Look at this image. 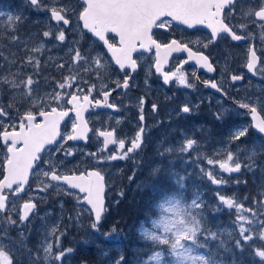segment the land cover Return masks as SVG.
<instances>
[{"label":"snow or ice","instance_id":"6c2138e0","mask_svg":"<svg viewBox=\"0 0 264 264\" xmlns=\"http://www.w3.org/2000/svg\"><path fill=\"white\" fill-rule=\"evenodd\" d=\"M25 3L34 9L43 8L50 13V20L56 26L54 39L61 44L66 41V32L71 30L75 19L77 28L86 30L106 49V54L102 51L93 54L91 51L82 53L79 47L69 48L72 53L70 75L57 81L55 89L42 95L39 91L40 81L32 74L25 76L21 72L27 65L39 75L41 62L34 55L25 56L16 72L9 71L8 75H0V86L7 85L10 96L7 105L0 102V146L6 150L3 163L0 164V241L11 240L9 229L15 226L19 229L20 246L27 250L30 264H41V261L44 264H50V261L63 264L65 257L74 252L72 247L61 248L60 241L66 235V228L61 230L59 225L53 226L35 253L24 243V227L30 223L37 204L31 194L19 206L16 198L26 193V188H31L30 178L35 177L36 187L32 191L48 193L49 189H53L57 194L73 197L76 201L74 208L78 211L69 220L82 224L80 217L87 212L90 216V230L100 233L106 211V184L102 171L93 168L76 172L67 169L64 160L53 162L51 157L57 153L65 158L75 155L74 149H65L64 145L68 141H83L86 144L90 139L89 133H94L102 138V148L100 151L84 154L92 157L95 163L135 160L133 154L144 143V98L139 101L140 124L130 140L118 138L115 129L91 128L85 117L89 107H106L118 111L117 106L109 102V97L117 88L127 90L131 74L149 57L152 60L151 67L162 77L164 85L176 81L185 88H195L184 71V65L194 61L199 68L209 73L214 72L215 68L209 56L203 51L194 50L190 41L175 38L172 35L173 26L209 29L208 41L201 45L204 49L224 35L236 42L253 39L254 34L249 30V25L260 30V39L264 42V0L248 7L242 14L243 22L239 25L230 22L237 11L238 0H54L51 6L45 5L43 0H25ZM22 20V13L0 10V39L7 34L9 43L17 44L20 37L16 33ZM109 34H112L111 38ZM42 36L52 39L53 32L43 31ZM197 44L200 42L197 41ZM44 47L43 42L31 48L25 43V49L31 53H42ZM174 53H186V58L174 70L166 71ZM106 55L110 60L106 59ZM12 57L9 59L0 51V59L9 65L16 63L15 53H12ZM53 63L58 69L65 67L64 63ZM111 64L124 73L123 80H116V88L108 90H103L107 88V84L102 83L99 91L102 99H96L93 97L96 84H88L79 72H92L97 79H101ZM3 67L0 64V69ZM245 67L254 76L258 72L264 74V57L257 54L255 44H250L247 48ZM242 79L243 75L231 76L233 83ZM78 80L88 84V87H80ZM203 83L205 87L226 95V90L217 82L205 80ZM17 98L24 105L23 111L17 106ZM236 103L249 116V123L233 130L232 141L246 137L250 129L255 130L264 141V99L256 102L241 100ZM152 111H157L156 104H152ZM180 111L190 114L192 108L185 104ZM220 118L221 114L217 113V119ZM66 119L70 123V131L62 133L61 125ZM110 145L115 147L109 152ZM194 146H197L195 139L185 138L178 149L164 148L159 154L165 156L174 150L187 154ZM100 152L109 154L101 156ZM45 156L49 158L45 159ZM255 156L256 151L253 149L244 162L228 149L223 158L203 157L211 168L206 170L201 167L200 171L214 185L227 184L225 177L217 175L212 169L218 168L228 176L241 173L242 170L253 171L257 167ZM200 158L198 154L197 159ZM153 172L159 173L160 169L155 168ZM170 176L174 180V189H158L159 197L154 206L158 211L147 223L142 221L139 226V236L146 244L144 251L147 254L137 264H225L222 258H218L221 249L232 255L229 264H243L242 261H237L236 253L243 254L247 249H251V257L258 258L259 264H264V191L252 198L251 207L234 196L226 197L217 192V210L222 205L229 210L230 215L234 213V219L230 228L213 231L207 224L204 211L206 205L201 195L195 193L190 199L186 198V176L177 172H171ZM129 179L133 177L130 176ZM236 182L241 181L237 179ZM244 199L247 200L248 197ZM60 206L63 208L62 201ZM13 210L16 211L17 218H13ZM225 234L231 237L230 241L224 239ZM101 235L113 245L121 243L115 227ZM48 237H54L55 244ZM210 242H217L215 252L212 251ZM54 247L58 251H54ZM17 255V249L0 242V264H20ZM113 264L128 262L121 254L114 258Z\"/></svg>","mask_w":264,"mask_h":264},{"label":"rangeland","instance_id":"374dc122","mask_svg":"<svg viewBox=\"0 0 264 264\" xmlns=\"http://www.w3.org/2000/svg\"><path fill=\"white\" fill-rule=\"evenodd\" d=\"M45 5L51 6L54 3V0H43ZM0 10L12 13H22L23 20L18 26V32L16 33L20 37V41L17 44H10L8 39H0V51H3L5 56H8L9 59H12V53H15L16 63L9 65L3 59H0V64H3L4 67L0 69V75H8L9 71L16 72L21 64L23 58L27 55H34L41 62L39 75H36L34 69L31 66H25L21 69L23 75H34L35 79L40 81L39 91L42 95L44 92H50L55 89L56 82L61 81L65 76L70 75L69 64L71 63V55L69 48L79 47L82 53H88L91 51L95 54L98 51H102L106 54L105 49L102 44H99L95 39L89 34L84 33L79 28L76 27V21L73 20V26L71 30L66 32L67 39L61 44L60 42L54 39L56 26L55 22L50 20V13L41 8L34 9L25 3V0H0ZM51 30L53 32L52 39H45L42 36L43 31ZM260 32V31H259ZM194 41H203V37L193 39ZM79 42L78 44L76 42ZM43 42L45 47L42 53H31L25 49V43L28 47L31 48L35 44ZM212 45V44H211ZM245 48V47H244ZM243 48V49H244ZM259 52L262 57H264V42L259 46ZM51 57V59H49ZM214 57L219 60L221 63V71L229 73L231 70L230 61L228 58L217 51L214 53ZM106 59L110 60V57L106 55ZM53 61L56 63H64L65 67L63 69H58L55 67ZM145 70L139 75L136 81L131 85V91H129L125 97L118 96L119 99H122L123 102H132L131 97L133 98L137 88H142L144 93H148L151 90V80L154 74L151 71V68L147 63L145 64ZM143 68V69H144ZM263 76L262 81L250 80L245 85H241L234 88L236 94V101L241 100H250L256 102L258 99H264V74L259 73ZM79 75L88 81V84H96V90L93 92V96L98 97L99 91L101 90V84H107V88L103 90L116 88V80L122 81L119 70L114 64H111L106 73L101 79H97L95 74L92 72L80 71ZM147 81V82H146ZM77 83L80 87L87 88L88 84H84L82 80H78ZM194 84V81H192ZM222 85L224 83L222 82ZM177 86H180L177 84ZM34 88L36 85L33 86ZM74 88L76 85L73 86ZM183 87V86H181ZM184 90L188 88L183 87ZM196 88V86H195ZM59 91V89H56ZM183 90V92H184ZM206 99L209 97V93L205 94ZM185 100L183 105L187 104L192 108L191 113L187 116L188 128L185 131L182 129L177 130L173 129V132L169 135L172 137L168 145L161 144L157 142L156 149L159 151H154L151 155L147 153H137L133 154L135 160L129 159L124 161H112L109 164L103 166V173L107 176L108 190H107V211L101 222L104 229L100 228V233H94L90 230V216L87 212L83 213L80 217L82 224H69L74 225V238L69 236L66 232L60 241L61 248L72 247L74 252L65 257L63 264H72V259L74 257L75 251L86 252L92 249V254H90L91 262L95 261L93 264H113L115 257L119 255L125 256V249L128 251H135V249L144 252L142 255L139 253V259H142L146 256L144 249L146 248L145 242L139 236V226L141 222L133 223L132 225L120 226V229L116 228V207L119 200L122 198L121 188L124 184V165L131 161L132 170H138V173L142 170L148 171L149 166H154L159 168L161 171L165 172V180L170 182L168 185L165 181L164 188L165 190L174 189V180L171 178V172H177L181 175L186 176V191L184 193L186 198H191L195 193H199L202 199L205 201V215L207 217V224L213 231H221L228 229L231 226L232 220L234 219V213L230 219V222L218 224V219L221 214L226 212L229 213V210L220 205V210H217V205L219 204L217 192L226 197H235L238 201L244 203L246 206L251 207L253 204V197L258 196L261 191H264V147H261L264 144L259 138L257 133L252 134L250 129L249 134L246 137L241 138L239 141L233 142L231 137L233 130L246 126L249 123V119L246 114H241L238 108L230 106L222 98H215L214 107L209 106V109L205 111L208 115H203L201 113L200 106H205L196 96H192L190 91L185 92ZM9 88L7 85L0 86V102L4 105L9 103ZM139 99V97H138ZM138 102L137 100L135 101ZM123 104V103H122ZM129 104V103H127ZM17 106L20 107L21 111L24 110V105L20 103L19 98H17ZM126 115L113 114V113H99L89 117V122L97 129H115L116 136L118 138H124L123 134L128 131L129 124H126L127 119L130 117L131 112L127 109ZM217 113L221 114V118L217 119ZM207 118L210 123L203 125L197 121V117ZM203 116V117H202ZM135 127H138V121H131ZM70 125V123H69ZM168 135V136H169ZM154 136V135H153ZM166 137V135H165ZM185 138L195 139L197 141V146H194V149L185 153H180L179 151L174 150L173 152L165 155L166 161L162 160L161 155L159 154L164 148L171 147L173 149H178L179 146L183 143ZM151 142V138L148 140ZM70 142L68 143V145ZM69 148L75 150V155H84L85 152H97L102 148V140L98 138L95 134L91 141L90 149L86 147L78 148L70 144ZM161 148V151L160 149ZM68 149V148H67ZM232 150L241 161L246 162L249 154L255 149L256 156L255 160L257 167L253 171L242 170L241 173H233L231 176H228L226 173H221L218 168L212 169L217 175L224 176L228 181L227 184L214 185L207 179V176L200 171V168L203 167L206 170L211 168L207 165L206 160L203 157H215L223 158V155L226 150ZM110 152V151H109ZM109 152H100L101 156H107ZM201 157L197 159V156ZM6 155V150L3 146H0V164L3 163L4 157ZM59 153L54 157H51L53 162L59 161ZM49 156H45V159H48ZM92 162L94 161L91 157ZM95 165H99L95 163ZM98 169V167H97ZM130 171L129 181H134L136 176ZM2 174V173H0ZM239 179L241 182L237 183L236 180ZM244 181H247L245 183ZM36 187L35 177H32L31 188L26 192V195L23 197L16 198V203L19 206L23 200L28 199V194H31L34 197V202L37 204V211L30 217V223H27L24 227V243L28 249H31L33 253L37 252L42 241L45 240V237L50 233L53 226L59 225L61 230L67 229V224L63 223V218L66 216V206L65 198L62 194H57L53 189H49L48 193H39L32 191ZM124 191V190H123ZM43 197V199H41ZM69 200H73V197L67 196ZM159 194L154 200V205L152 206L154 217L158 209L154 206L158 200ZM248 197L247 200L244 198ZM63 198V199H62ZM63 202V208L60 206V202ZM13 218L16 217V211L13 210ZM150 218V217H149ZM149 218L143 220L147 223ZM210 218L212 220H210ZM113 227L118 231L121 243L119 245H113L111 241L104 240L102 233L109 232ZM9 234L11 240L0 241L8 245V247L17 249L18 255L17 259L20 261V264H30V260L27 254V250L21 248L20 238H19V229L15 226L9 229ZM235 235V232L233 233ZM53 244H55L54 237H48ZM224 239L230 241L231 237L225 234ZM86 241V242H85ZM138 243V244H137ZM212 245V251H216V243L210 242ZM140 245V246H139ZM145 245V247H144ZM54 251H58L55 249ZM23 254H20V253ZM251 249H247L245 253L240 254L236 253L237 261H242L243 264H253L255 259V264H259L258 258H253L250 255ZM42 256L43 253L41 252ZM129 254L128 256H130ZM127 256V257H128ZM225 261V264H229L232 259L230 253H225L221 249L219 252V257ZM134 258L133 262L128 258V264H137L139 260ZM41 264H44L41 261ZM50 264H56L54 261H50ZM77 264V263H75ZM88 264V263H82Z\"/></svg>","mask_w":264,"mask_h":264},{"label":"flooded vegetation","instance_id":"af4514ba","mask_svg":"<svg viewBox=\"0 0 264 264\" xmlns=\"http://www.w3.org/2000/svg\"><path fill=\"white\" fill-rule=\"evenodd\" d=\"M259 0H238V3L236 4V13L233 18H230V22L233 25H239L243 22V13L247 11L248 7L253 6L255 4H258ZM227 12V10H225ZM249 30L254 34L253 39L251 40H245L244 42H236L232 41L230 37H227L226 35L222 36V38L218 39L215 43L209 44L207 49H204L201 45L203 43H207L208 38L210 36V30L208 29H201V28H195V29H185L183 26L174 25L172 35L175 36V38L183 40L185 42H191V45L194 50H200L203 51L206 55L209 56L210 62L213 64L215 71L212 73L207 72L205 69L199 68L197 65H192L191 63H188L184 65V71L189 79V81L192 83L194 81V84L196 88H188L187 90L191 92L192 96H196L202 103L206 105L200 106V109L202 110V114H204V111L209 108L210 105L214 107L215 101L214 99L217 97L222 98L226 103H228L230 106L236 104V96L234 92V88L238 87L240 85H234L231 81L232 75H243L244 84L249 82L251 79L249 76V73L246 71V54H247V48L250 44H255L256 50L258 55L261 56L259 52V46L262 43L260 39V30L256 28L254 25H249ZM237 31L239 32V29L237 28ZM110 37V36H109ZM203 37V41H199L200 44H197L196 41L193 39ZM111 38V37H110ZM245 47V48H244ZM244 48V49H243ZM217 51H220L221 54L226 56L228 58V61H230L231 64V70L229 73L222 72L221 71V63L218 59L214 57V53ZM186 55H178L175 54L170 59L168 66L166 67V71L168 70H174L176 66L179 65L180 61L185 59ZM150 66L152 73L154 76L151 80V90L148 93H144V90L142 88H137L134 97H131L132 102H123L122 99H119L118 96L125 97L126 94L131 91V87L129 91L123 92L122 90L112 97L111 101L113 104H116L120 109V115H126L127 109L130 110L131 115L127 119L126 124H129V129L127 132L123 134L124 138L126 140H130L138 130V127H135L133 124H131V121H138V124H140V121L138 119L139 117V101L141 98H144L145 104H144V126H145V133H144V143L142 148L137 152L142 154L147 153L148 155H151L154 151H159L156 149L157 142H160L161 144H166L170 142L172 137L169 135L173 132V129L185 131V129L188 128V120L189 117H187L189 114H184L180 111L183 105V101L185 98V92L187 90H184L183 87L177 86L176 81H172L168 85H164L162 81V77H160L158 74L155 73V69L151 67L152 60L151 58L144 59L138 68L137 74L134 76V78L131 81V85L136 81L137 77L141 75V73L145 70L144 67H146V64ZM144 68V69H143ZM121 77H124V73L120 72ZM194 73V75H193ZM198 77V79H197ZM263 77V76H262ZM210 80L215 81L219 85H221L226 90V97L221 96L215 93V90L210 87H205L203 81ZM222 82L224 85H222ZM184 90V92H183ZM209 93V97L205 94ZM95 97V96H93ZM139 97V99H138ZM96 99L101 98V96L95 97ZM138 101L137 103L135 101ZM123 103V104H122ZM129 103V104H127ZM152 104L157 105V111L153 113L152 111ZM203 117V116H202ZM197 121L202 123L203 125L206 124L207 120L205 118H201L200 116L197 117ZM62 133H67L70 131V125L69 121L64 124ZM154 135V136H153ZM166 135V137H165ZM169 135V136H168ZM93 135H91L92 137ZM149 138H151V142H149ZM90 140L87 144H74L72 141H68L64 148H69L70 144L82 148L86 147L90 149ZM70 144L68 145V143ZM115 146L113 145L110 150H112ZM161 151V148H159ZM91 152V149H90ZM89 152V153H90ZM59 160H64L65 165L67 166V169H72L76 172L85 171L86 169H93L97 168L98 170H101L103 173V166L108 164V162L95 165L94 161L92 162L90 156H86L85 154L81 157V155H73L71 157L65 158L62 154L59 153L58 156ZM162 160L166 161L165 156H161ZM131 165V161L129 163L125 164L126 168V174L128 175L127 167ZM132 168V166H131ZM147 169H150L153 171L155 169L154 166H149ZM123 170H125L123 168ZM160 173V172H159ZM143 174V172L141 173ZM158 174V173H156ZM141 176V175H140ZM65 198V206H66V216L63 218L64 224H72L74 222L69 220L70 216H75L78 209L74 208V205L76 204L75 199L69 200L67 196H64ZM63 199V198H62ZM90 220V219H89Z\"/></svg>","mask_w":264,"mask_h":264},{"label":"trees","instance_id":"16d2710c","mask_svg":"<svg viewBox=\"0 0 264 264\" xmlns=\"http://www.w3.org/2000/svg\"><path fill=\"white\" fill-rule=\"evenodd\" d=\"M141 181H143V184H145L149 180L141 179ZM140 189H141V185L138 186V190L131 192L132 196L129 199H125L119 202V207L116 210V217L118 219L116 223V228L120 229V226L132 225L133 222L143 219L144 215L151 211V206L147 204V202H149V199H147L145 195H141L139 191ZM230 216L232 217V214L230 215V213L228 212L221 214L220 218L218 219V224L219 223L224 224V223L230 222V219H231ZM210 220L212 219L210 218ZM225 220H227V222ZM102 228L103 227H101V229ZM125 251H126L125 253L126 261H128V258L138 259L139 253L140 255L143 254V252L138 251V249H136L133 253L132 251H128L127 249H125ZM129 254L131 255L128 256ZM76 259L79 260L78 261L79 263H82V262H86L89 264L95 263V261L93 260L91 262L90 254L83 253L80 251L78 253H75L74 262L76 261Z\"/></svg>","mask_w":264,"mask_h":264},{"label":"water","instance_id":"95a60500","mask_svg":"<svg viewBox=\"0 0 264 264\" xmlns=\"http://www.w3.org/2000/svg\"><path fill=\"white\" fill-rule=\"evenodd\" d=\"M85 33H87L86 32V30H85ZM89 34V33H88ZM177 54H182V53H177ZM190 63H192L193 65L195 64V62L194 61H190ZM251 74V73H250ZM252 75V74H251ZM253 76V75H252ZM255 77L257 78V79H261L260 77H257L256 75H255ZM243 80V79H242ZM242 80H240V81H236V82H234V83H241V81ZM117 90H120V88H118ZM125 90V89H124ZM115 93V92H114ZM114 93H112V95L109 97V99L114 95ZM110 102V101H109ZM104 110H106V111H111V112H118V111H114V110H112V109H110V108H106V107H96V108H92V107H89V110L85 113V117L87 116V114L89 113V112H92V111H95V112H98V111H104ZM241 110H243V109H241ZM67 120V119H66ZM65 120V121H66ZM255 131V130H254ZM77 142H81V141H77ZM31 179V178H30ZM27 189V188H26ZM106 191V190H105ZM25 193H23V194H21V195H24ZM106 207V206H105Z\"/></svg>","mask_w":264,"mask_h":264}]
</instances>
